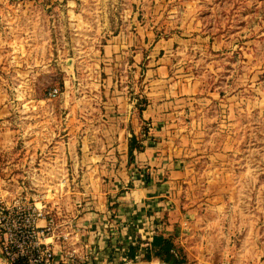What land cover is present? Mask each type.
<instances>
[{
  "label": "rangeland",
  "instance_id": "1",
  "mask_svg": "<svg viewBox=\"0 0 264 264\" xmlns=\"http://www.w3.org/2000/svg\"><path fill=\"white\" fill-rule=\"evenodd\" d=\"M146 30L151 40L175 37L170 50L186 63L179 71L198 81L196 98L205 97L191 113L201 133L194 178L185 183L187 200L198 204L193 253L211 261L198 264H264V0H0L7 123L35 126L25 135L47 142L25 144L35 177L8 180L10 187L24 180L48 198L52 189L74 188L76 198L78 176H55L52 127L66 115L80 125L118 92H141ZM115 43L124 51L106 52Z\"/></svg>",
  "mask_w": 264,
  "mask_h": 264
},
{
  "label": "crops",
  "instance_id": "2",
  "mask_svg": "<svg viewBox=\"0 0 264 264\" xmlns=\"http://www.w3.org/2000/svg\"><path fill=\"white\" fill-rule=\"evenodd\" d=\"M143 41L149 44L139 94L130 97L118 92L111 96L113 101L110 98L104 110H97L91 118L85 116L86 121L82 120L80 125L71 124L66 115L64 123L52 127L57 136L52 141L50 158L56 178L72 181L76 174L80 181L76 198L74 188L70 189L72 192L67 188L52 189V197L59 200L63 212L58 228L70 231L67 243H74L72 247L93 244L100 264H165L157 256L144 257L148 245L145 243L150 245L157 233L171 236L182 249L185 261L181 264L209 261L203 257L205 254L193 253L197 243L191 236L197 220L192 212L198 204L187 200L191 193L185 184L194 178L192 149L195 136L201 133L191 113L194 102L205 97L196 98L200 90L198 81L185 70L179 71L186 63L175 59L170 50L175 37L151 40L146 30ZM124 45L115 43L105 49L113 54L124 51ZM9 101L0 87V180L34 174L26 167L33 162L34 153L25 144H47L36 136L25 135L36 131L35 126L14 127L7 123ZM17 132L20 134L15 135ZM131 134L143 147L134 149L129 160ZM144 177L148 179L145 181ZM9 184L7 187L14 190L16 185ZM1 187L0 184V190ZM52 241L62 257L57 235ZM132 242L138 244L137 256L131 262L122 261L121 253Z\"/></svg>",
  "mask_w": 264,
  "mask_h": 264
},
{
  "label": "built area",
  "instance_id": "3",
  "mask_svg": "<svg viewBox=\"0 0 264 264\" xmlns=\"http://www.w3.org/2000/svg\"><path fill=\"white\" fill-rule=\"evenodd\" d=\"M57 91L58 89L53 87L48 91V95L55 96ZM29 176L35 177L33 174ZM2 181L0 253L7 264H63V259H66V264H100L98 250L93 244L82 243L81 248H75L72 247L74 243H67L71 239V233L62 232L61 228H58L61 206L56 198L52 195L48 198L45 191L35 187L30 190L28 187L32 185L23 182L24 180L18 183L14 190L7 187L8 180L2 178ZM158 222L161 225L162 221ZM54 235H57L59 240L62 257L58 255L52 241ZM136 243H128V247L121 253L122 261L134 260L137 254L131 257L128 251L130 245ZM145 245L149 246V243L146 242Z\"/></svg>",
  "mask_w": 264,
  "mask_h": 264
},
{
  "label": "trees",
  "instance_id": "4",
  "mask_svg": "<svg viewBox=\"0 0 264 264\" xmlns=\"http://www.w3.org/2000/svg\"><path fill=\"white\" fill-rule=\"evenodd\" d=\"M142 147L143 144L134 134H131L128 138V159L131 160L134 149ZM137 248L138 244L130 245L128 254L133 257ZM152 255L157 256L165 264H181L185 261L182 249L174 244L171 236H165L162 233L154 234L150 245L145 248L144 257L149 258Z\"/></svg>",
  "mask_w": 264,
  "mask_h": 264
},
{
  "label": "bare ground",
  "instance_id": "5",
  "mask_svg": "<svg viewBox=\"0 0 264 264\" xmlns=\"http://www.w3.org/2000/svg\"><path fill=\"white\" fill-rule=\"evenodd\" d=\"M6 263V262H5ZM7 264V263H6Z\"/></svg>",
  "mask_w": 264,
  "mask_h": 264
}]
</instances>
